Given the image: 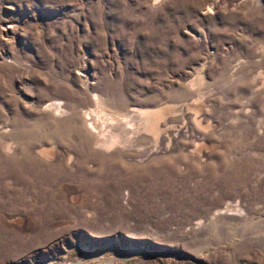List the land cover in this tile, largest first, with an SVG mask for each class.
Masks as SVG:
<instances>
[{"label":"rangeland","instance_id":"rangeland-1","mask_svg":"<svg viewBox=\"0 0 264 264\" xmlns=\"http://www.w3.org/2000/svg\"><path fill=\"white\" fill-rule=\"evenodd\" d=\"M0 264H264V0H0Z\"/></svg>","mask_w":264,"mask_h":264}]
</instances>
